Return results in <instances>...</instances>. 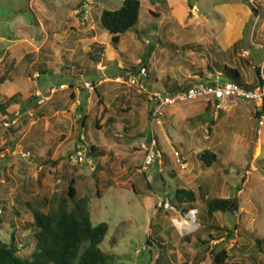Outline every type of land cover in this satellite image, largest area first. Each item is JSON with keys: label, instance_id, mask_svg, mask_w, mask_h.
<instances>
[{"label": "rangeland", "instance_id": "1", "mask_svg": "<svg viewBox=\"0 0 264 264\" xmlns=\"http://www.w3.org/2000/svg\"><path fill=\"white\" fill-rule=\"evenodd\" d=\"M90 1L0 0V105L16 97L12 122L0 109V237L9 240L15 232L22 254L30 255L34 218L27 202L61 195L66 176H75L79 196L90 198L92 222L109 224L102 247L116 255L112 264H157L161 251L155 239L172 264H215L223 250L226 264H264V250H255L256 239H264V124L256 117L261 100L237 97L233 110L229 102L226 110L223 103L210 105L214 110L204 117L197 106L206 100L184 101L153 120L149 94L192 84L201 73H220L208 68L215 60L240 69L260 87L256 67L264 70V0H143L138 24L118 46L99 17L104 9L121 8L124 0ZM228 27L239 34L237 48L218 52ZM87 42L90 52L83 54ZM150 49V78H142V88L129 76L135 68L142 73ZM92 80L94 88L84 86ZM60 83L73 87L53 91ZM37 91L46 98L42 105ZM108 114L115 123L105 126ZM152 135L163 162L144 170ZM82 136L88 147L95 143L113 153L100 159L113 174L104 169L98 174L104 183L111 181L100 194L93 174L97 160L88 154L80 164L68 160ZM204 149L218 153L212 167L199 163L197 154ZM177 188L204 193L206 199L232 198L239 211L208 217L200 200L184 216L176 208ZM210 225L225 229L223 239L205 246L198 237L207 238L204 228Z\"/></svg>", "mask_w": 264, "mask_h": 264}, {"label": "trees", "instance_id": "2", "mask_svg": "<svg viewBox=\"0 0 264 264\" xmlns=\"http://www.w3.org/2000/svg\"><path fill=\"white\" fill-rule=\"evenodd\" d=\"M142 5L143 0H124L121 8L104 9L101 12L99 17L100 24L103 29L112 35V42L115 46H118L123 35L138 24ZM215 44L218 47V44ZM236 48L237 43L234 44L232 50ZM99 49L102 52L104 51L103 47H99ZM214 51H218L217 48ZM218 52H223V50ZM150 55L151 49L142 59L143 69L145 71L148 67V58ZM208 68L212 71H215V69L219 70L224 77L238 83L246 89H255L257 87L256 82L249 83L246 80L240 69L231 67L226 62L215 60L213 66L210 65ZM40 70L42 73H46V68H41ZM133 72L139 74L140 70L135 68ZM256 74L258 85L263 86L264 77L262 76L260 67H256ZM201 75L205 77L204 73H201ZM146 77L147 79L150 78L149 75H146ZM190 86L191 84L175 85L174 87H169L168 90L170 92H176L189 88ZM71 96L73 97V95ZM15 98V96H12L4 104L0 105V109H2L5 115L11 118L8 119L10 122H12L15 115L11 111L12 102ZM263 112L264 101L262 102L261 109L256 112V117L260 118ZM103 115L104 112H101L100 117ZM100 117L97 121V126L102 130L103 126H100ZM114 123L115 120L108 114L103 125H113ZM127 131L130 132L129 129ZM108 154L112 155L113 153L95 143H91L88 147V155L92 159L97 160L93 174L97 184L98 194L102 191L100 189L102 185L106 187L111 184L110 180L104 183L105 180H102L98 176L104 170L110 171V174L113 176L112 169L109 167L105 168L104 164L100 162V159L106 157ZM197 158L206 167H212L219 160L218 153L212 149L202 150L197 154ZM76 184L77 180L75 176H66V187L61 195L53 194L50 198L43 197L42 199L32 197L27 202L34 218L30 225L34 232L35 247L30 255L25 256L21 252V247L18 244V238L15 232L11 233L9 240L0 237V264H112L115 262L116 255L102 247V243L109 232V224L101 222L95 225L92 222L90 198L86 194L79 196ZM134 188L136 190V187ZM201 195L202 197L192 189L177 188L175 191L176 208L186 216L189 212L197 208V203L200 200H204L206 205L205 213L208 217H214L218 212L233 213L239 211L238 203L232 198L212 197L206 199L204 193ZM224 230L218 225L205 226L204 231L208 234L207 238L202 239L200 236L198 239L202 245H209L213 240L223 239L222 235ZM213 232H216V235ZM147 243L148 245L153 244L150 239ZM155 243H157V247L161 251L160 257L157 259V264L161 259H164V264H172L167 261V256L164 254L165 250L163 251V248L165 246L158 239H155ZM112 244H116V241L113 240ZM263 245L264 239H256L255 250L259 252L263 251ZM227 259L228 253L223 250L215 256V264H226ZM185 264L189 263L185 262Z\"/></svg>", "mask_w": 264, "mask_h": 264}, {"label": "built area", "instance_id": "3", "mask_svg": "<svg viewBox=\"0 0 264 264\" xmlns=\"http://www.w3.org/2000/svg\"><path fill=\"white\" fill-rule=\"evenodd\" d=\"M89 2H93L90 1ZM87 5V4H86ZM144 75V76H143ZM146 71L143 69L142 73L139 75L132 74L129 76L131 83L138 86H145L142 82V78L146 77ZM143 76V77H142ZM262 76L264 77V72L262 71ZM120 80V78H118ZM146 79V78H145ZM142 82V84H141ZM85 87L94 88L92 82H85ZM59 88L64 89L65 85H61ZM58 87H55L53 91L58 90ZM150 101L152 102V115L153 120L160 118L163 115L164 111L168 107H171L177 103L184 101H193V100H206L215 105L216 108H222V103L229 98L241 97L247 100H261L264 101V85L257 87L255 89H246L240 86L234 81H230L227 78H224L223 75H214L212 73L207 74L205 79H201L196 83H192L189 88L184 90H179L176 92H166L162 90H152L149 92ZM36 97L38 103L42 105L45 101V96L41 91L36 92ZM264 124V112L260 118V125ZM83 138V139H82ZM82 141H80L72 154L68 156V160L72 164H80L85 161L86 155L88 154V145L85 142V137L82 136ZM30 152L24 154V158H29ZM179 153L177 152V155ZM181 161V157L179 158ZM163 162V153L158 148L157 138L152 135L151 142L147 148L146 156L143 163V169L146 170L154 164H162ZM161 170L162 167L160 166ZM56 192H61L62 185L61 178L56 180Z\"/></svg>", "mask_w": 264, "mask_h": 264}, {"label": "crops", "instance_id": "4", "mask_svg": "<svg viewBox=\"0 0 264 264\" xmlns=\"http://www.w3.org/2000/svg\"><path fill=\"white\" fill-rule=\"evenodd\" d=\"M153 3V2H152ZM91 11H88V13H90ZM83 15V20L84 21H86V20H88L89 19V16H87V17H84V14H82ZM101 15V14H100ZM232 30H234L233 29V27H228L227 29H226V31H225V33H223L222 34V36H221V38H222V50L223 51H228L229 49H231L233 46H234V44H236V42L238 41V38H237V36L239 35V34H237V33H233V31ZM240 31V30H239ZM242 37V36H241ZM235 39L237 40V41H235ZM94 40L95 41H98V36L96 35V36H94ZM240 40V39H239ZM91 42H93V41H91ZM91 45V43H89V42H87V45H85L84 46V44H83V46H82V50H83V54H85V53H89L90 52V49H89V46ZM75 48L76 49H73L74 51H73V54H75L76 55V52H77V46H75ZM219 49H221L220 48V46L218 47ZM218 49V50H219ZM210 49H208L207 51H209ZM211 51V50H210ZM77 56V55H76ZM74 67L76 68V67H78V61H75L74 63ZM219 71V70H218ZM47 73V72H46ZM218 75L220 74V73H217ZM216 74V75H217ZM199 76V75H198ZM206 76L207 75H205V77H203V76H199L198 77V79H196L195 81H193V83H196V82H198V81H200L201 79H205L206 78ZM77 77V76H76ZM87 82V81H86ZM92 83H94V85H96V83L94 82V80H92ZM61 84V83H60ZM59 84V85H60ZM61 85H65V84H61ZM73 84H71V83H69V85H65L66 87L64 88V89H66L67 88V86H68V88H69V86L71 87ZM58 86V85H57ZM85 86V85H84ZM74 87H75V85H74ZM59 88V87H58ZM64 89H61V88H59L58 90H64ZM75 92L74 91H72L71 92V95L72 94H74ZM237 98V97H236ZM236 98H231V99H229V100H227V101H225V102H223V108H222V110H226V109H228V108H226V103H230L231 105H230V109L231 110H233L235 107H237L238 105H239V102L236 100ZM203 102H205V101H203ZM210 105H214L213 103H211V102H208V101H206L205 102V104L203 103V105L202 104H200L199 106H197V107H199V108H202V111H201V113H200V115H199V117H204V114H206L207 112H210V109L212 108V106H210ZM190 108V107H189ZM184 108H181L180 110L182 111ZM214 109L212 108V111H213ZM172 112H176V109H172ZM184 112H189V110H184ZM211 114H214V112H212ZM208 118H204V120L203 121H206ZM199 160V159H198ZM199 163H201V161L199 160ZM77 186V185H76Z\"/></svg>", "mask_w": 264, "mask_h": 264}]
</instances>
